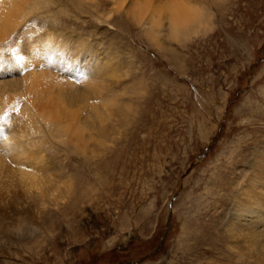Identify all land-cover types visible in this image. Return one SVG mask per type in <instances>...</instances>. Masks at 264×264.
Wrapping results in <instances>:
<instances>
[{"label":"rangeland","instance_id":"rangeland-1","mask_svg":"<svg viewBox=\"0 0 264 264\" xmlns=\"http://www.w3.org/2000/svg\"><path fill=\"white\" fill-rule=\"evenodd\" d=\"M17 1L0 57L43 31L57 45L38 101L0 68V264H256L226 224L264 158V0H179L198 11L176 31L166 0ZM74 89L105 114L84 150L29 104L70 108Z\"/></svg>","mask_w":264,"mask_h":264},{"label":"bare ground","instance_id":"bare-ground-1","mask_svg":"<svg viewBox=\"0 0 264 264\" xmlns=\"http://www.w3.org/2000/svg\"><path fill=\"white\" fill-rule=\"evenodd\" d=\"M31 1H33V0H31ZM145 1L146 0H144V2ZM195 1H197V0H195ZM28 2H30V0ZM36 2L41 3V0H39V1L34 0L33 3H36ZM132 2H133V0H132ZM226 2H227L226 0H209L208 3H211L209 6L214 7L215 11H220L222 9L223 10L226 9L225 8V6L227 4ZM157 3H159V2H157ZM30 4H31V2H30ZM43 4L44 3L42 2V5ZM121 5H120V7H121ZM152 5H150V6L153 7ZM229 5H230V3H229ZM232 5H233V3H232ZM117 6H118V4H117ZM34 7H36V6H34ZM129 7H131V5ZM156 8H157L156 9L157 11L164 12V14L171 16V18L173 20L175 18L184 17L188 14H191V13L193 14L194 12L198 11L196 9L197 7L186 4V3H182V1L179 2V0H166L165 3L161 7H156ZM31 9H30V11H31ZM21 10H22V8H21V2L20 1H17V0H0V46L3 45L4 42L6 41V39H8L10 37L11 33H13L14 27L17 25V21L22 20L24 18L25 14H27V13L21 14L22 13ZM35 10H36V8H35ZM127 10L131 11L132 9H127ZM27 12H28V10H27ZM147 13H149V11ZM155 15H153V16H155ZM174 16H176V17L174 18ZM173 20L170 19V24L166 23L165 26H167L168 29H170V27H171V30L176 31L177 29H179L180 25H182L183 27L188 26V24L184 23V21H178L177 19H175L174 21ZM145 22H147V21H145ZM148 22L151 24V21H148ZM158 25L161 26V24L159 22L155 26H158ZM151 29L147 28V29H145V32L147 33V37H149L148 40H151V43H153L158 48L159 44L156 42V39H157L156 33H154ZM37 33H39V32H37ZM42 33H43V35L41 33L40 34H34L32 36L34 38L32 42H28V43L26 42V44L24 43L23 47L26 50L27 53L26 52L25 53L27 55L22 56L19 53V50L22 47H20V49L18 50V47L16 46V48H13V50H15V51L11 52L10 57L9 56L7 58H1L0 57V68L6 66L4 69L6 71L7 70L12 71V70L18 68L22 72L23 71L29 72V77H24L23 79H21V78L20 79L22 80L23 88L26 90V92L32 93V95H30V96L31 97L33 96V99L37 100V101L39 100V95H40V93H38L39 92L38 90L42 86L43 81L47 80L50 76V75H48L47 71L43 72V73L41 72V68L43 67L42 57L46 56V58H47V55L49 53H52V50H53L52 49L53 47L51 45L49 46L50 41H52V39H50V38H53V36L49 38L46 35H44V33H45L44 31ZM55 41L57 42V40H55ZM60 41H58V42H60ZM51 43L54 44L55 42L52 41ZM54 45H57V44L55 43ZM62 45H63V43H62ZM63 46H66V45H63ZM61 50H62V48H61ZM1 52H3V51H0V53ZM70 52H72V50H70ZM17 55H19L21 57L19 60H16V58H15ZM52 55H54V54H52ZM70 55H71V53H70ZM67 57H70V56H67ZM9 64H12V65H10L11 67H7ZM53 64H55V63H53ZM13 66H14V68H13ZM36 68H38L40 70L37 72V73H39L38 75H35V73H34ZM51 78H52V76H51ZM16 82H14V84ZM63 83H65V82H63ZM68 84L69 83H67V85ZM5 87H6V85H5ZM12 87L9 89H12ZM12 91H11V93H12ZM75 91L76 90L74 89V91L71 92V96H70V94L68 95L69 92L67 93V95L69 97H72V95L74 96V98L73 97L71 98L74 101H68L70 108H66L65 102H63V100H65L66 96L63 95L61 92H63V93L66 92L64 90H62L60 92L61 94L58 93L57 97L49 99L50 102L53 104L58 103V102L59 103L62 102V110H60L58 107H51L50 103H49V105L45 104V106H42L40 109H38L35 105H33L34 103L31 100H30V102L27 100L26 101L29 102L30 105H32L34 113L37 116H39L42 120H45V122L47 123V126H49L50 129H54L53 132H56L57 134H63L64 132L65 133L69 132L70 135L73 136L75 142H77V147H81V150H84L85 149L84 147L87 148L88 143H90V141L92 139H94V137H95L94 135L96 132H97V135L98 134H100L102 136L105 135L104 129H102V125L99 123V119H101V116L105 115V114L103 113L100 115V112L97 111L99 109L94 105V103H93V105L88 104L89 102L87 101V99H89V97L83 96L81 94L83 97L76 96V98H77L76 99L75 98L76 94L75 93L72 94ZM23 94H25V93H23ZM0 95H3V94L1 93ZM4 95H5V93H4ZM26 96H27V94H26ZM9 97H11V96H9ZM52 100H54L55 103ZM76 100H78L79 102H76ZM81 101H82V103H81ZM18 102H21V101H18ZM78 104L80 105L79 107H78ZM57 105L59 106V104H57ZM71 106H73V107L75 106L77 108L74 109ZM27 117H32V115L30 113H27ZM27 119L30 120L29 118H27ZM102 120H103V117H102ZM56 133H54V134H56ZM24 144L25 143H23V145ZM39 158H41V157H39ZM258 158H259V159H257L258 163H257V165H255V169H254L255 171L253 169H251L250 170L251 173L246 177V180L243 181L244 183H241L242 184V187H240L241 192H239L237 195L231 197L232 198L231 212H230V214H228V219H227L226 225H227L228 232H229L228 235H230L233 238H236L237 240H239L242 243L247 244L246 248L248 249V254L246 256L250 257L251 254L255 251L254 255L256 257H254L255 258L254 263L263 264L262 261L264 260V175H261V174L264 173V158H263V156L260 157V155ZM256 170H258V171H256ZM258 260H260V263H258Z\"/></svg>","mask_w":264,"mask_h":264},{"label":"snow or ice","instance_id":"snow-or-ice-1","mask_svg":"<svg viewBox=\"0 0 264 264\" xmlns=\"http://www.w3.org/2000/svg\"><path fill=\"white\" fill-rule=\"evenodd\" d=\"M11 51L14 52L15 50H11ZM15 58H16V60H19L21 57L19 55H17ZM0 118H2V117H0Z\"/></svg>","mask_w":264,"mask_h":264}]
</instances>
